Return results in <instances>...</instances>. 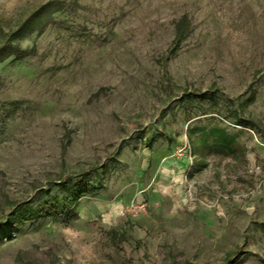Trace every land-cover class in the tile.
Returning a JSON list of instances; mask_svg holds the SVG:
<instances>
[{
	"label": "rangeland",
	"instance_id": "1",
	"mask_svg": "<svg viewBox=\"0 0 264 264\" xmlns=\"http://www.w3.org/2000/svg\"><path fill=\"white\" fill-rule=\"evenodd\" d=\"M47 1L0 0V43ZM62 1L0 63V220L60 176L98 188L0 232V264H264V0ZM213 126L244 154L195 152Z\"/></svg>",
	"mask_w": 264,
	"mask_h": 264
},
{
	"label": "trees",
	"instance_id": "2",
	"mask_svg": "<svg viewBox=\"0 0 264 264\" xmlns=\"http://www.w3.org/2000/svg\"><path fill=\"white\" fill-rule=\"evenodd\" d=\"M62 0H48L33 10L20 24V27L11 32L8 37L0 43V63L13 56L15 59H22L35 51L33 46L23 47L16 41L18 34L27 32H41L48 23L54 12L61 10ZM187 34V18L182 17L176 23L175 36L170 47L174 52L184 40ZM253 100V94L249 99ZM238 124L246 127L254 125L252 119L240 118ZM196 128L192 129L194 132ZM198 141H192L196 145L195 152L203 153L206 150H218L227 153H235L241 150L244 154V146L240 145L233 133L224 127L213 126L208 129H201L197 137ZM80 179H77L79 178ZM76 179V180H75ZM87 171L70 173L58 178V191H52L50 187L39 189L32 200H14L13 204L4 219L0 220V232H6L14 224H24L27 220H37L63 214L68 217L76 216V205L80 197L85 193L94 192L98 187L89 182ZM230 253H228L229 256ZM228 260V259H227Z\"/></svg>",
	"mask_w": 264,
	"mask_h": 264
}]
</instances>
